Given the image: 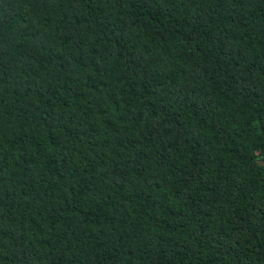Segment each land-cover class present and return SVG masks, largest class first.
I'll return each instance as SVG.
<instances>
[{
    "label": "trees",
    "instance_id": "obj_1",
    "mask_svg": "<svg viewBox=\"0 0 264 264\" xmlns=\"http://www.w3.org/2000/svg\"><path fill=\"white\" fill-rule=\"evenodd\" d=\"M0 264H264V0H0Z\"/></svg>",
    "mask_w": 264,
    "mask_h": 264
}]
</instances>
